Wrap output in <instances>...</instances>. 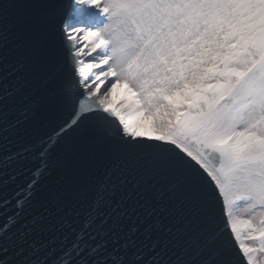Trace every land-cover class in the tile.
Returning <instances> with one entry per match:
<instances>
[{"label":"snow or ice","instance_id":"snow-or-ice-1","mask_svg":"<svg viewBox=\"0 0 264 264\" xmlns=\"http://www.w3.org/2000/svg\"><path fill=\"white\" fill-rule=\"evenodd\" d=\"M0 152V264H264V0H0Z\"/></svg>","mask_w":264,"mask_h":264},{"label":"water","instance_id":"water-1","mask_svg":"<svg viewBox=\"0 0 264 264\" xmlns=\"http://www.w3.org/2000/svg\"><path fill=\"white\" fill-rule=\"evenodd\" d=\"M63 115L66 117L67 112H64ZM21 119H23V117H21ZM45 132H50V129L47 127H42L40 132L34 138L30 139L26 137L23 141H18L15 146L9 145V148L12 149L13 151L22 152L24 163L27 165V169H26L24 167H18L17 164L15 163L9 164V167L7 170L12 175H16L17 172H19V176L17 180L14 183L10 182V189H16L17 191H19L21 188L25 187L26 184L30 181V177L32 175L31 169L35 165H37L39 162L35 147H33V145L38 146L42 139H47V136L44 135ZM57 132H59V129H57ZM73 135H75V133H73L72 131H69L68 138L72 137ZM26 147L31 148V153L23 151V149ZM3 155H4L3 152H0V169L3 168L4 164L8 163V161L3 159ZM10 189L0 191V196L8 195ZM2 220H3V213H0V222H2ZM76 226L78 227L79 223H77Z\"/></svg>","mask_w":264,"mask_h":264},{"label":"rangeland","instance_id":"rangeland-1","mask_svg":"<svg viewBox=\"0 0 264 264\" xmlns=\"http://www.w3.org/2000/svg\"><path fill=\"white\" fill-rule=\"evenodd\" d=\"M98 69H94L93 70V74H95L96 72H98ZM103 79V78H101ZM97 84H99L100 90H103L105 87V84H107V81H105L103 84H101L99 81H97ZM123 89L118 85L115 84L114 87L111 88V91L107 94L106 96V100L108 105H112L113 100H119L121 98V94H119L118 92H121ZM122 102V101H121Z\"/></svg>","mask_w":264,"mask_h":264}]
</instances>
